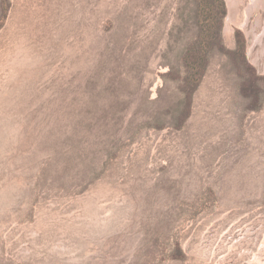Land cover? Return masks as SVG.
Masks as SVG:
<instances>
[{"label": "rangeland", "instance_id": "rangeland-1", "mask_svg": "<svg viewBox=\"0 0 264 264\" xmlns=\"http://www.w3.org/2000/svg\"><path fill=\"white\" fill-rule=\"evenodd\" d=\"M178 1L0 0V264H264V5L159 129Z\"/></svg>", "mask_w": 264, "mask_h": 264}, {"label": "trees", "instance_id": "trees-1", "mask_svg": "<svg viewBox=\"0 0 264 264\" xmlns=\"http://www.w3.org/2000/svg\"><path fill=\"white\" fill-rule=\"evenodd\" d=\"M226 15L225 0L178 1L175 20L162 53L161 65L167 68L162 75L164 84L155 99H147L150 111L143 113L142 125L159 129L165 126L180 129L185 125L192 113L193 96L211 62L223 52L232 54L226 50L222 37ZM235 69L241 71L242 65L237 64ZM171 79L175 82L178 101L172 113H168L166 109L160 110L161 91L168 87Z\"/></svg>", "mask_w": 264, "mask_h": 264}, {"label": "bare ground", "instance_id": "bare-ground-1", "mask_svg": "<svg viewBox=\"0 0 264 264\" xmlns=\"http://www.w3.org/2000/svg\"><path fill=\"white\" fill-rule=\"evenodd\" d=\"M229 1H230L229 5H230V10H231V13H230V15H231L230 18H231L232 17V10L235 9V7L237 5L236 3H238L237 2L238 0H229ZM262 4L264 5V0H250L249 5L247 7V16L250 15L251 12L256 9V7L262 6Z\"/></svg>", "mask_w": 264, "mask_h": 264}]
</instances>
